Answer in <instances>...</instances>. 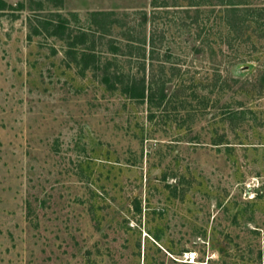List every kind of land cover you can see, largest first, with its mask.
I'll list each match as a JSON object with an SVG mask.
<instances>
[{
	"label": "rangeland",
	"instance_id": "rangeland-1",
	"mask_svg": "<svg viewBox=\"0 0 264 264\" xmlns=\"http://www.w3.org/2000/svg\"><path fill=\"white\" fill-rule=\"evenodd\" d=\"M1 1L0 264H264V0Z\"/></svg>",
	"mask_w": 264,
	"mask_h": 264
},
{
	"label": "trees",
	"instance_id": "trees-1",
	"mask_svg": "<svg viewBox=\"0 0 264 264\" xmlns=\"http://www.w3.org/2000/svg\"><path fill=\"white\" fill-rule=\"evenodd\" d=\"M3 5L4 3L0 0V8H2ZM143 80L144 79L140 81V84L131 83L124 88V92H126L129 97L143 99L145 97V86ZM151 95L152 94H148V100H152Z\"/></svg>",
	"mask_w": 264,
	"mask_h": 264
},
{
	"label": "built area",
	"instance_id": "built-area-1",
	"mask_svg": "<svg viewBox=\"0 0 264 264\" xmlns=\"http://www.w3.org/2000/svg\"><path fill=\"white\" fill-rule=\"evenodd\" d=\"M183 256H184V259L187 260V261L193 260V252L192 251L191 252L190 251L189 252L186 251Z\"/></svg>",
	"mask_w": 264,
	"mask_h": 264
}]
</instances>
